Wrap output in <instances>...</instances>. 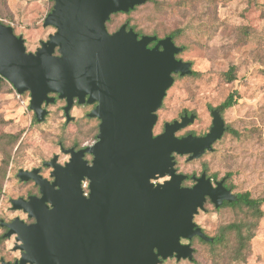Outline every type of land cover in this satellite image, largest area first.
<instances>
[{
    "label": "water",
    "instance_id": "obj_1",
    "mask_svg": "<svg viewBox=\"0 0 264 264\" xmlns=\"http://www.w3.org/2000/svg\"><path fill=\"white\" fill-rule=\"evenodd\" d=\"M44 26L56 29L35 52L22 35L0 20V76L18 94L30 93L37 122L45 121V106L65 100L66 122L75 120L78 104L97 103L88 116L100 120L97 141L75 150L65 165L58 155L39 168L20 169L22 181H34L41 196L12 199V208L32 222L1 220L16 236L21 257L2 264H162L194 260L191 241H213L195 221L208 199L215 208L236 195L203 173L193 186L176 168V156L188 161L212 151L226 131L220 109L211 112L212 126L203 136L177 133L196 115L164 124L154 133L161 108L175 75H191L192 63L179 59L183 51L171 36L142 35L124 23L111 33L107 22L115 13H129L148 0H53ZM154 47H149L154 43ZM57 95V96H51ZM91 154V162L84 157ZM168 179H165L167 178ZM89 180V196L82 181ZM165 179V180H163ZM163 180V181H160ZM183 241H187L184 243Z\"/></svg>",
    "mask_w": 264,
    "mask_h": 264
},
{
    "label": "rangeland",
    "instance_id": "obj_2",
    "mask_svg": "<svg viewBox=\"0 0 264 264\" xmlns=\"http://www.w3.org/2000/svg\"><path fill=\"white\" fill-rule=\"evenodd\" d=\"M53 5V0H0V20L24 37L29 52H35L55 31L44 26ZM125 22L142 34L157 30L160 38L180 30L176 43L184 48L177 56L191 62L193 72L198 73L175 75L157 111L155 134L163 131L166 122L180 119L185 110L194 111L197 117L177 134H203L212 124L210 107H219L234 90L239 93L237 103L223 111L228 127L238 134L226 131L214 149L198 159L177 156L179 171L200 176L207 165V174L218 180L225 177L234 193L264 197V0H149L131 13L113 14L107 27L114 32ZM231 67H235L233 81L226 76ZM30 100L29 92L18 94L8 81L0 85V222L17 217L33 221L12 208V199L39 191L34 181L20 180V169L41 167L44 177L50 178L51 168L43 163L56 154L62 164L70 157L61 151L60 143L65 148L91 145L99 132V120L86 116L90 106L75 105L71 111L75 120L67 123L66 103L58 100L47 107L45 121L37 122ZM261 208L263 216L257 219L247 208L216 209L208 201L195 222L212 237L224 225L249 221L254 236L248 246L240 252L233 232L215 246L194 238L193 261L172 258L162 264H264V204ZM5 232L0 224V264L2 259L14 262L21 257L14 250L16 236L6 238Z\"/></svg>",
    "mask_w": 264,
    "mask_h": 264
},
{
    "label": "trees",
    "instance_id": "obj_3",
    "mask_svg": "<svg viewBox=\"0 0 264 264\" xmlns=\"http://www.w3.org/2000/svg\"><path fill=\"white\" fill-rule=\"evenodd\" d=\"M147 2H149V0ZM155 3H157V2H155ZM138 7L139 6L135 7V9H133L132 11L137 10ZM132 11H130L129 13H131ZM133 28L136 30V27L135 26H133ZM139 34H142V33L139 32ZM153 35H156V36H158V38H160L159 35H158L157 30L153 33ZM180 35H181V31L178 30V31L171 32L168 36H171L172 39H173V41L176 43V39ZM234 70H235V67H231L229 69V71L226 73V76H227V78L230 81H233V80L236 79L235 78V75H234ZM193 74L196 75L198 73L193 72ZM3 82H7V80L0 76V85ZM238 96H239V93H238L237 90L232 91L227 96V98L221 103V105L219 107H216V108L220 109L221 112L223 113V111L225 109H228V108L234 106L237 103ZM214 108L215 107H210V109H214ZM228 130H229V132H231V133H233L235 135L238 134V132L235 129H232L231 127H227V131ZM205 167L207 168V165H205ZM235 195L237 197L235 201H233V202H225L222 207H224V206H232V207H239V206H241V207L247 208L248 210L254 212V214L257 217V219H260L263 216V211H262V208L261 207L264 204V197H262V198H253L251 196L250 192L236 193ZM232 232L235 233V235L237 237L238 245H239V248H240V252H242V250L245 247L248 246V242L254 236V233L252 231V225H250L249 221L233 222V223H229L227 225H224L223 227H221V230H220V232H219L218 235L212 236L213 241H209L208 242V241H204L203 239H201L199 237H195V238L199 239L202 242H205L206 244H209L211 246H215L218 243L224 242L226 240V238Z\"/></svg>",
    "mask_w": 264,
    "mask_h": 264
},
{
    "label": "flooded vegetation",
    "instance_id": "obj_4",
    "mask_svg": "<svg viewBox=\"0 0 264 264\" xmlns=\"http://www.w3.org/2000/svg\"><path fill=\"white\" fill-rule=\"evenodd\" d=\"M109 22V21H108ZM107 22V23H108ZM126 23V22H125ZM128 23V22H127ZM124 24V23H123ZM122 24V25H123ZM129 28H133V26H131L129 23H128V27H127V29H129ZM107 29H108V27H107ZM134 29V28H133ZM109 30V29H108ZM117 30H119V28L117 29ZM116 30V31H117ZM55 31H56V29H55ZM55 31H54V33H55ZM134 31L135 32H137L138 34H139V32L138 31H136L135 29H134ZM109 32H111L110 30H109ZM115 32V31H114ZM111 33H113V32H111ZM53 34V33H52ZM142 35H146V34H139V38L142 36ZM148 35H153V34H148ZM48 40V39H47ZM46 40V41H47ZM42 42V41H41ZM154 45H155V42L154 43H152V44H150L149 45V47H154ZM178 57V56H177ZM180 59V58H179ZM51 96H57V95H53V94H51ZM58 100H60V99H57L56 100V102L58 101ZM65 101V100H64ZM55 102V103H56ZM54 103V104H55ZM65 103H66V101H65ZM51 105V104H50ZM66 105V104H65ZM75 105H79V106H90V110L86 113V116L88 117V118H91V117H89L88 116V114H89V112L92 110V109H94L95 108V106L97 105V103H94V104H82V105H80V104H78L77 103V101H75V104H74V107H75ZM46 108L48 107V106H45ZM73 107V108H74ZM72 108V109H73ZM48 109V108H47ZM214 109H217V108H214ZM214 109H211L210 110V113L212 112V110H214ZM63 110H64V107H63ZM72 111V110H71ZM221 111V110H220ZM188 115V116H191L192 114H195L196 115V117H197V114L194 112V111H188V110H185L184 112H183V114L180 116V119H178V120H181V118L183 117V116H185V115ZM221 114L223 115V113L221 112ZM65 115V114H64ZM72 116V115H71ZM74 117V116H73ZM224 117V116H223ZM66 118V117H65ZM93 118H95V119H98V118H96V117H93ZM213 119V118H212ZM225 119V118H224ZM99 120V119H98ZM226 122V121H225ZM99 123H100V120H99ZM189 126V125H188ZM211 126H212V124H211ZM211 126H210V128H211ZM227 127H228V125H227V123H226V131H227ZM210 128H209V130H210ZM163 130H164V128H163ZM209 130L207 131V132H209ZM225 131V132H226ZM163 132V131H162ZM207 132H205V133H203V134H197V133H195V132H193V131H190V132H187V133H185V134H183V135H178L179 137H182V136H186V135H188V134H193V135H196V136H203V135H205V134H207ZM99 133V132H98ZM98 135V134H97ZM96 141H97V137H96ZM95 141V142H96ZM94 142V143H95ZM216 142H218V141H216ZM216 142L213 144V148H214V145L216 144ZM93 143V144H94ZM93 144H91V145H93ZM87 146H90V145H86V146H82V147H76V146H73V147H69V148H65L64 147V145L62 144V143H60V147H61V151L63 152V148L64 149H70V148H74L75 150H79V149H82V148H85V147H87ZM207 152V151H206ZM205 152V153H206ZM64 153V152H63ZM66 154V153H65ZM56 155H58V154H56ZM66 155H69L70 156V154H66ZM178 156V155H177ZM177 156H176V158H177ZM185 156H187V158L189 157L188 155H185ZM71 157V156H70ZM70 157H69V159H70ZM86 160H88L89 162H91L92 161V159H93V156L91 155V154H86L85 155V157H84ZM69 161V160H68ZM67 161V162H68ZM176 162H177V160H176ZM58 163L59 164H62V163H60V161H59V155H58ZM66 163V162H65ZM65 163L64 164H62V165H65ZM43 166L44 167H47V166H45L44 165V163H43ZM48 168H51V167H48ZM176 168H177V163H176ZM35 169V168H34ZM39 169H40V173L42 174V168L41 167H39ZM33 170V169H32ZM51 171H52V168H51ZM51 171H50V173H51ZM177 171L179 172V173H183V172H180L179 171V169L177 168ZM203 173H206V176L207 177H209V178H211V180H212V182H213V184L216 186V182L217 181H221V180H224V185H225V187L226 188H228V189H230L231 190V192H233L234 193V191H233V189H232V186H230L228 183H227V181H226V178L224 177V178H221L220 180H218L217 178H216V176H214V177H211L210 175H208L207 174V168L204 166V170H203V172L201 173V175L203 174ZM184 174H186V173H184ZM43 175V174H42ZM187 175V178L183 181V186H193L195 183H196V180H195V177H200V176H196V175H189V174H186ZM44 176V175H43ZM46 178V177H45ZM47 179H49L50 181H53V178H51V176H50V178H47ZM165 179H168V177L167 178H165ZM165 179H163V180H165ZM87 180V179H86ZM163 180H160V181H163ZM188 180H191L192 181V184L191 185H186L185 184V182L186 181H188ZM88 181V189H89V184H90V182H89V180H87ZM82 183H83V181H82ZM231 187V188H230ZM38 188H39V186H38ZM83 189V188H82ZM89 192H90V190H89ZM83 194H84V191H83ZM234 194H236V193H234ZM31 196V195H30ZM36 196H41V193H40V188H39V191H38V194H36ZM87 196H89V193H88V195ZM29 197V196H28ZM27 197V198H28ZM208 201H211L210 199H208L207 200V202ZM206 202V203H207ZM225 202H227V201H224V203ZM205 203V204H206ZM212 203V202H211ZM224 203H223V205H224ZM213 204V203H212ZM222 205V206H223ZM221 206V207H222ZM221 207H219V208H221ZM216 209H218V208H216ZM194 221H195V218H194ZM5 229H6V231L8 230V228L7 227H5ZM203 229V228H202ZM204 231V230H203ZM184 243H186L187 241H183ZM17 260V259H16ZM15 260V261H16ZM14 261V262H15ZM14 262H12V263H14Z\"/></svg>",
    "mask_w": 264,
    "mask_h": 264
},
{
    "label": "built area",
    "instance_id": "obj_5",
    "mask_svg": "<svg viewBox=\"0 0 264 264\" xmlns=\"http://www.w3.org/2000/svg\"><path fill=\"white\" fill-rule=\"evenodd\" d=\"M82 188H83V191H84V195L87 196L88 193H89V189H88V181L87 180H84L83 183H82Z\"/></svg>",
    "mask_w": 264,
    "mask_h": 264
}]
</instances>
